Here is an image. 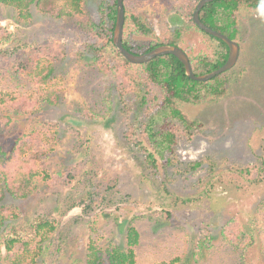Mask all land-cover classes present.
<instances>
[{
    "label": "rangeland",
    "instance_id": "obj_1",
    "mask_svg": "<svg viewBox=\"0 0 264 264\" xmlns=\"http://www.w3.org/2000/svg\"><path fill=\"white\" fill-rule=\"evenodd\" d=\"M182 1L132 0V3L160 33L184 23L181 16L170 11ZM98 2L85 0V9L96 20L99 19ZM32 13L33 21L17 29L14 10L0 5V23L8 24L22 37V54L29 48L53 47L54 55L59 58L55 63L53 86L61 88L63 96L58 106L48 107L39 116L9 127L1 142L7 148L16 137L36 128L39 121L59 127L58 144L35 146L25 156L36 152L32 156L39 157V167L49 173L60 171L65 184L51 190L43 187L40 193L26 200L9 195L4 200L5 205L19 209L21 219L31 220L41 215L59 222L58 234L49 243L41 263L85 264L89 236L102 250L111 245L124 249L127 225L133 217L150 210H168L174 216L168 222L137 223L140 244L136 248V264L176 258L183 264H197L194 247L202 239L201 226L211 230L214 248L205 252L198 264H264V183L246 193L217 186L200 202L174 206L161 190L163 175L158 179L147 166L144 152L126 139L129 124H139L141 120L137 109L139 99L127 98L134 106V112L127 113L128 108L121 104L113 81L92 66L91 55L82 52V35L76 26L67 19L42 14L36 8ZM244 20L241 64L247 68V75L221 104L188 109L195 117L212 121L213 128L208 138L178 146L177 151L184 160L227 155L252 162L260 152L264 140V16L246 15ZM190 47L195 52L205 48L196 35L190 37ZM20 53L18 49L8 56H0V69L13 71ZM11 77L0 80V91L34 93V85L25 75L16 78L12 73ZM86 109L101 115L111 111V116L94 120L83 113ZM75 133L81 135L82 142L76 140ZM142 138L147 149L153 151L148 138ZM49 148L54 151L45 152ZM170 189L184 198H198L201 194V191H190L182 183ZM233 219L240 220L255 238L243 259L241 253L226 247L221 240V228Z\"/></svg>",
    "mask_w": 264,
    "mask_h": 264
},
{
    "label": "trees",
    "instance_id": "obj_2",
    "mask_svg": "<svg viewBox=\"0 0 264 264\" xmlns=\"http://www.w3.org/2000/svg\"><path fill=\"white\" fill-rule=\"evenodd\" d=\"M200 0H183L171 7L184 20L182 25L168 27L158 33L132 0H125L124 47L133 54L142 55L162 45H174L184 49L196 75H204L222 67L229 56L228 45L202 31L194 22L193 15ZM0 5L15 12L16 28L25 27L33 19L32 9L67 19L82 35V52L91 55L92 66L103 76L111 79L119 94L121 104L133 113V102L127 98L139 99V124L130 123L126 139L144 152L146 164L153 169L161 181L162 192L172 200L174 206L200 202L210 196L217 186H228L242 193L264 183V140L260 152L252 162L235 160L227 155H205L197 160H184L177 148L183 143H193L199 138H208L213 128L212 121L192 115L190 107L215 106L231 96L235 86L240 85L247 68L239 64L232 70L206 82L194 81L186 74L184 64L173 55L160 56L148 63L132 64L115 47L113 36L117 19V1L99 0L96 20L85 9V0H0ZM264 16V0H215L201 10V20L211 28L220 31L238 42L243 48L245 42V16ZM198 36L205 48L195 52L190 47V37ZM23 39L8 24L0 23V56L19 51L20 57L12 70L0 69V80L25 75L34 85V93L24 91H0V264H46L41 263L48 245L59 230V222L45 216L31 220L20 218L17 207L5 205L11 196L26 200L40 193L42 188L51 190L65 184L60 171L49 173L37 163L39 157L32 156L35 146H54L59 141V127L39 121L37 127L16 137L7 148L1 142L9 127L21 120L39 116L48 107L61 103L63 91L53 86L56 65L59 60L53 47L29 48L22 54ZM15 49H11L13 46ZM64 57V55H63ZM62 58V55H61ZM128 103L130 105L128 106ZM94 120L111 116L83 111ZM126 115L128 116V114ZM129 117V116H128ZM139 127V128H137ZM76 140L82 142L79 133ZM147 137L153 151L143 142ZM53 148L45 152L52 153ZM44 156H49V154ZM158 156V157H157ZM71 180H74L71 179ZM179 183L190 191H201L198 198H184L170 189ZM168 210H150L142 216L133 217L127 225L126 248L111 245L102 250L89 236L86 244L85 264H136V248L140 244L138 222L155 221L163 224L173 219ZM202 239L194 247V260L198 264L205 252L214 248V237L208 227L201 226ZM222 243L241 253V258L253 247L255 238L238 219H233L221 228ZM243 259V258H242ZM155 264H183L178 258ZM241 264V262L239 263Z\"/></svg>",
    "mask_w": 264,
    "mask_h": 264
},
{
    "label": "water",
    "instance_id": "obj_3",
    "mask_svg": "<svg viewBox=\"0 0 264 264\" xmlns=\"http://www.w3.org/2000/svg\"><path fill=\"white\" fill-rule=\"evenodd\" d=\"M117 1V19H116V26L113 36V42L116 49L124 55V57L132 64H144L152 61L153 59L165 56V55H173L181 61L186 69V74L194 81L206 82L214 79L215 77L226 73L236 67L240 60L241 56V46L238 42L231 39L227 35L217 31L210 26L206 25L200 17L201 10L207 5L208 3L214 2L215 0H200L197 8L194 12L193 19L196 25L205 33L221 39L224 41L229 47V56L226 63L204 75H196L193 71L192 64L190 62V58L187 52L177 46L174 45H162L154 48L148 53L142 55H136L128 51L123 45V37H124V25H125V0H116Z\"/></svg>",
    "mask_w": 264,
    "mask_h": 264
}]
</instances>
